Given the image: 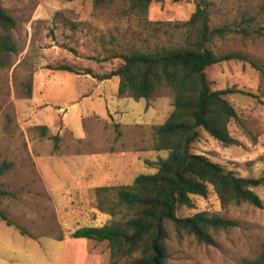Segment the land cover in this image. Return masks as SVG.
I'll use <instances>...</instances> for the list:
<instances>
[{"label": "rangeland", "instance_id": "obj_1", "mask_svg": "<svg viewBox=\"0 0 264 264\" xmlns=\"http://www.w3.org/2000/svg\"><path fill=\"white\" fill-rule=\"evenodd\" d=\"M208 1L211 24L263 29L261 34L232 31L213 39L218 52L247 57L215 63L205 72L213 89L232 90L226 98L239 121H230L228 129L236 142L223 145L200 129L193 151L238 176L264 178V0ZM1 2L17 20V51L11 64L0 68V161L12 162L0 177V185L9 191L0 198V210L11 222L0 220V264L98 263L95 255H84L81 239L69 234L82 224L101 225L118 217L96 208L95 193L73 194L69 187L111 175L112 183H101L128 184L135 175L154 173L167 151L148 149L151 125L165 121L173 94L162 88L147 101L116 93L121 105L107 116L104 97L90 96L102 93L103 80L46 67L65 63L97 76L108 73L120 59L107 54L119 45L138 43L142 36L135 16L119 8L96 9L91 0ZM195 5L196 0L152 1L147 17L187 20ZM248 16L254 17L249 25L243 22ZM112 77L106 92L114 90ZM41 125L45 134L36 128ZM254 191L262 200L260 208L248 203L222 207L211 187L205 197L192 196L193 206L178 208L177 216L206 210L235 220L236 226L220 232L213 246L187 235L179 238L169 224L166 264H246L244 258L255 256L264 242V186ZM60 235L66 243L57 240ZM92 244L101 263L111 264L106 241Z\"/></svg>", "mask_w": 264, "mask_h": 264}, {"label": "trees", "instance_id": "obj_2", "mask_svg": "<svg viewBox=\"0 0 264 264\" xmlns=\"http://www.w3.org/2000/svg\"><path fill=\"white\" fill-rule=\"evenodd\" d=\"M73 1V0H70ZM94 8H119L122 14L133 15L142 36L129 47L117 46L107 58H119L120 63L108 73L97 76L90 69L76 71L65 63L46 67L53 70L90 74L100 80L118 77L117 95L135 100H150L158 90L166 88L173 94L172 109L165 121L151 125L148 149L166 150L152 174L135 175L131 183L101 185L95 188L96 208L112 217L100 226H81L70 237L106 241L111 264H166L168 226L171 224L179 238L193 237L198 243L217 244L216 236L236 226V221L206 210L188 216H177L182 206L192 207V196H207L209 187L216 193L222 207L248 203L262 207L254 187L264 186L262 177L238 176L203 154L193 151L200 129L223 145L236 142L228 129L230 121H239L234 106L226 98L231 89H213L206 76L211 65L228 60H247L240 53H221L215 49V38L224 39L232 31L244 35L261 34L263 28L249 26L232 28L229 24L213 25L208 0H196L194 11L187 20H149L152 1L165 0H91ZM183 1V0H171ZM253 16L243 17L249 25ZM237 25V26H238ZM16 18L0 0V68L11 64L17 46L13 31ZM115 41V40H114ZM31 93V83L27 84ZM45 134L46 126H36ZM57 140L58 137L54 136ZM12 166L0 161V177ZM9 191L0 185V198ZM0 220L11 225L0 210ZM63 236L57 237L62 240ZM246 264H264V242Z\"/></svg>", "mask_w": 264, "mask_h": 264}, {"label": "crops", "instance_id": "obj_3", "mask_svg": "<svg viewBox=\"0 0 264 264\" xmlns=\"http://www.w3.org/2000/svg\"><path fill=\"white\" fill-rule=\"evenodd\" d=\"M107 80H111V79H105L103 80L102 84L100 85V87L102 86V93H97V94H93V95H90V96H98V97H104L105 99V102H106V115L109 116L110 113H113L112 109L114 107H117V106H120L121 105V102H120V97H117L116 93H117V86H118V77L117 76H113L112 77V80L114 81L113 83V92H106V84L107 83ZM115 96V97H114ZM117 98V100H116ZM147 103V102H146ZM149 109L151 108V105H149L148 107ZM149 109L145 110V113L149 111ZM105 115V116H106ZM99 116L103 119H105V116L102 115V114H99ZM115 119V118H113ZM125 123V122H123ZM136 125L137 124H141V122H139L138 120H136L135 122ZM143 150H146V148H142ZM84 176V175H83ZM135 177V176H134ZM133 177V179H134ZM115 179V176L111 175L110 178H106V177H102L100 179H95V180H89V179H84L83 181H75V182H72V185L69 187V189L73 192V194H77V193H88V194H92V193H95V188L97 186H101V185H105L103 183H101L102 181L104 180H107V183L106 184H109V183H112V181ZM105 214L102 213L101 216H103ZM102 225V224H101ZM81 226H100L96 223H85V224H82L78 227H81ZM78 227H76L75 229H77ZM74 229V230H75ZM73 230V231H74ZM72 231V232H73ZM71 232V233H72ZM70 233V234H71ZM70 234H69V237H70ZM76 239V238H75ZM77 239H81V240H78L80 241V243L84 244V255L87 256L89 258V256H92V255H95L96 256V259L99 261L98 263L99 264H102L101 261H100V257H99V254H98V250L95 246V244H92V243H96L98 241H95V240H92V239H86V238H77ZM64 243L67 242V238H63L62 240H60ZM90 245V246H89ZM90 249H92V251H90ZM96 262V261H95ZM97 262L95 264H98Z\"/></svg>", "mask_w": 264, "mask_h": 264}, {"label": "water", "instance_id": "obj_4", "mask_svg": "<svg viewBox=\"0 0 264 264\" xmlns=\"http://www.w3.org/2000/svg\"><path fill=\"white\" fill-rule=\"evenodd\" d=\"M158 257H159V253H157L156 256H155V258H154L155 264H159Z\"/></svg>", "mask_w": 264, "mask_h": 264}]
</instances>
